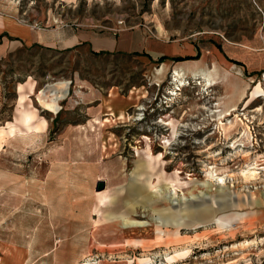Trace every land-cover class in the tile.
<instances>
[{"label": "rangeland", "instance_id": "1", "mask_svg": "<svg viewBox=\"0 0 264 264\" xmlns=\"http://www.w3.org/2000/svg\"><path fill=\"white\" fill-rule=\"evenodd\" d=\"M0 1L193 47L0 57V264H264V0Z\"/></svg>", "mask_w": 264, "mask_h": 264}, {"label": "crops", "instance_id": "2", "mask_svg": "<svg viewBox=\"0 0 264 264\" xmlns=\"http://www.w3.org/2000/svg\"><path fill=\"white\" fill-rule=\"evenodd\" d=\"M17 7L12 3L0 1V57L10 51L12 45L23 46L39 44L47 51L61 54L67 49L86 44L93 51H115L146 53L153 60L164 56H180L193 49L186 42H173L165 37L147 34L143 30L126 31L119 36L116 34H52L49 30L36 29L34 26L24 24L19 19ZM170 63V62H168ZM171 67L164 63L154 70L153 82H161Z\"/></svg>", "mask_w": 264, "mask_h": 264}, {"label": "bare ground", "instance_id": "3", "mask_svg": "<svg viewBox=\"0 0 264 264\" xmlns=\"http://www.w3.org/2000/svg\"><path fill=\"white\" fill-rule=\"evenodd\" d=\"M182 84V83H181ZM180 86V85H179ZM183 86V85H181ZM186 86V85H185ZM183 88V87H182ZM244 172V171H243ZM257 177V174L254 172V171H248V172H244V178L246 181H249V180H254L256 179ZM221 181H223V179L221 178L220 179ZM224 182V181H223Z\"/></svg>", "mask_w": 264, "mask_h": 264}, {"label": "water", "instance_id": "4", "mask_svg": "<svg viewBox=\"0 0 264 264\" xmlns=\"http://www.w3.org/2000/svg\"><path fill=\"white\" fill-rule=\"evenodd\" d=\"M106 188V182L104 181H100L98 182L97 186H96V190L97 192H101Z\"/></svg>", "mask_w": 264, "mask_h": 264}]
</instances>
